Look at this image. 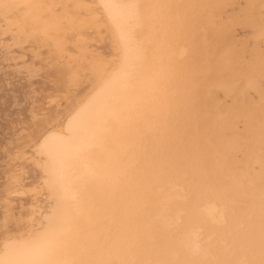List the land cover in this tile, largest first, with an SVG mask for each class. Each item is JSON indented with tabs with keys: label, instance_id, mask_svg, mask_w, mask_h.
I'll return each mask as SVG.
<instances>
[{
	"label": "bare ground",
	"instance_id": "obj_1",
	"mask_svg": "<svg viewBox=\"0 0 264 264\" xmlns=\"http://www.w3.org/2000/svg\"><path fill=\"white\" fill-rule=\"evenodd\" d=\"M49 259L262 264L264 0H0V261Z\"/></svg>",
	"mask_w": 264,
	"mask_h": 264
},
{
	"label": "snow or ice",
	"instance_id": "obj_2",
	"mask_svg": "<svg viewBox=\"0 0 264 264\" xmlns=\"http://www.w3.org/2000/svg\"><path fill=\"white\" fill-rule=\"evenodd\" d=\"M105 7H110V6L105 5ZM131 7H138V6L133 5ZM0 264H16V262L0 261ZM39 264H86V262L73 261V260L59 261V260H55V259H49V260L41 261V262H39ZM262 264H264V261H262Z\"/></svg>",
	"mask_w": 264,
	"mask_h": 264
},
{
	"label": "rangeland",
	"instance_id": "obj_3",
	"mask_svg": "<svg viewBox=\"0 0 264 264\" xmlns=\"http://www.w3.org/2000/svg\"><path fill=\"white\" fill-rule=\"evenodd\" d=\"M246 34H247L246 29L242 27H236L233 31V38L235 40H241L245 37Z\"/></svg>",
	"mask_w": 264,
	"mask_h": 264
}]
</instances>
